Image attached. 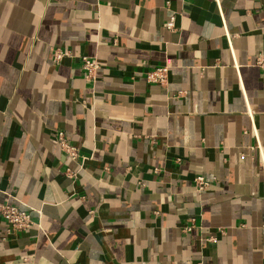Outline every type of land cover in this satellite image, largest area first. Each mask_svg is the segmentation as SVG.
I'll return each instance as SVG.
<instances>
[{
	"label": "crops",
	"instance_id": "0c3cea01",
	"mask_svg": "<svg viewBox=\"0 0 264 264\" xmlns=\"http://www.w3.org/2000/svg\"><path fill=\"white\" fill-rule=\"evenodd\" d=\"M262 55L264 0H0V205L36 223L0 214V264H264Z\"/></svg>",
	"mask_w": 264,
	"mask_h": 264
},
{
	"label": "built area",
	"instance_id": "2783aa9c",
	"mask_svg": "<svg viewBox=\"0 0 264 264\" xmlns=\"http://www.w3.org/2000/svg\"><path fill=\"white\" fill-rule=\"evenodd\" d=\"M169 29L175 28L174 21H170L168 23ZM66 52L56 49L54 51V60L56 63H59L65 56ZM84 69L87 73V78H94V73L98 68V64L95 61H92L89 58L83 59ZM257 64L260 68L264 70V56H260L258 58ZM168 78V69L167 68H159L154 71H151L147 74V80L152 83H160L163 84L167 81ZM57 141L60 145L62 151L73 161H77L80 157L78 149L73 146L69 140L66 138L63 132L58 133ZM67 175L70 177H74L75 173L67 169ZM195 184L198 191L203 192L209 187V182L203 177H197L195 179ZM0 214L2 216L3 222L7 225L9 231H17V232H25L28 231L31 227L35 226L36 223L32 216V211L23 210L15 205L2 204L0 205ZM40 226V224H39ZM192 226H188L184 228V231H191ZM26 261V259H24Z\"/></svg>",
	"mask_w": 264,
	"mask_h": 264
}]
</instances>
